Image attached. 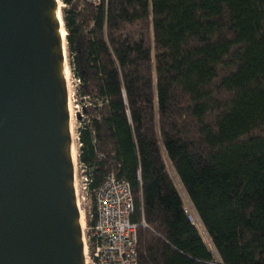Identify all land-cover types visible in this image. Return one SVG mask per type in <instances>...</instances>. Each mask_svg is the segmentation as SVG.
Returning a JSON list of instances; mask_svg holds the SVG:
<instances>
[{"label": "trees", "instance_id": "obj_1", "mask_svg": "<svg viewBox=\"0 0 264 264\" xmlns=\"http://www.w3.org/2000/svg\"><path fill=\"white\" fill-rule=\"evenodd\" d=\"M60 3L86 225L113 174L131 189L138 264H264V0Z\"/></svg>", "mask_w": 264, "mask_h": 264}, {"label": "water", "instance_id": "obj_2", "mask_svg": "<svg viewBox=\"0 0 264 264\" xmlns=\"http://www.w3.org/2000/svg\"><path fill=\"white\" fill-rule=\"evenodd\" d=\"M62 30L60 0H0V264H84Z\"/></svg>", "mask_w": 264, "mask_h": 264}, {"label": "built area", "instance_id": "obj_3", "mask_svg": "<svg viewBox=\"0 0 264 264\" xmlns=\"http://www.w3.org/2000/svg\"><path fill=\"white\" fill-rule=\"evenodd\" d=\"M80 170L81 191L88 196L89 180ZM95 206V213L89 214L91 223L84 231V264H138L137 225L130 219L134 204L129 184L113 174L107 175L95 192ZM186 211L192 220L187 205Z\"/></svg>", "mask_w": 264, "mask_h": 264}, {"label": "rangeland", "instance_id": "obj_4", "mask_svg": "<svg viewBox=\"0 0 264 264\" xmlns=\"http://www.w3.org/2000/svg\"><path fill=\"white\" fill-rule=\"evenodd\" d=\"M61 5V3H60ZM66 61H67V65H68V75H67V82H68V89H69V112H70V130H71V134H72V150H73V156L75 159V164H74V183H75V188H76V194L78 197V203H79V210L81 212L82 215V221H83V228L85 231V227H86V218H85V213L88 212V210H91L92 208V203H91V195L88 192V196H83L84 194L81 191V186H82V178H81V170L79 165L77 164V153H78V130L79 128L83 125V120L85 118L84 112H83V105L81 103H79V100L77 99L76 96V83L77 80L75 78H73L70 68H69V63H68V57H67V50H66ZM170 173L172 176V179L174 181V172L171 170L170 168ZM174 184L177 188V190L179 191L180 195L182 196L185 204L190 207L191 204L187 198V196L184 193V190L180 184L179 188L177 186V184L174 181ZM82 196L84 198H82ZM204 243L206 244V246L213 252V255L215 256V258L217 260L218 256L206 234V236L203 234V231H201L200 226L195 223ZM203 230V228H202ZM204 235V236H203ZM210 243V244H209Z\"/></svg>", "mask_w": 264, "mask_h": 264}, {"label": "bare ground", "instance_id": "obj_5", "mask_svg": "<svg viewBox=\"0 0 264 264\" xmlns=\"http://www.w3.org/2000/svg\"><path fill=\"white\" fill-rule=\"evenodd\" d=\"M64 33H65V32L62 30V34H64ZM64 72H65L66 79H67V75H68V65H67V61H66V52H65V60H64ZM72 154H73V150H72ZM177 180H178V179H177ZM177 180H176V178H175V176H174V181H175V183L177 184V186H178L179 188H181L180 185H179L180 183H178ZM195 215H196V214H195ZM195 215L192 213L193 221H194V223H197V224L200 226L201 231H203V230H202V226H201L199 220L196 219ZM79 217H80V220H81V223H82V226H83L82 215H81L80 210H79ZM203 234L205 235L204 231H203ZM204 235H203V236H204ZM205 236H206V235H205ZM209 244H210V243H209Z\"/></svg>", "mask_w": 264, "mask_h": 264}]
</instances>
